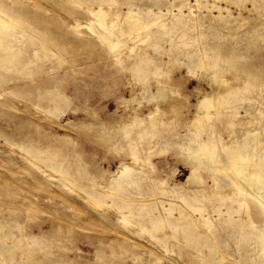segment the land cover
Segmentation results:
<instances>
[{
    "label": "rangeland",
    "instance_id": "rangeland-1",
    "mask_svg": "<svg viewBox=\"0 0 264 264\" xmlns=\"http://www.w3.org/2000/svg\"><path fill=\"white\" fill-rule=\"evenodd\" d=\"M44 1L0 0V7H10L8 13L25 4L34 6L38 17L45 22L43 25L33 23L32 27L39 38L50 40L49 47L53 50L46 55L48 58L42 54L41 62L34 59L35 65L27 70L31 74L16 76L15 82L21 87L0 95V127L13 135L16 144L7 145L0 138V264H262L264 246L259 237L264 231V213L260 206L246 192L232 187L223 189V183L215 185L217 175L205 167L199 171L204 183L192 185L189 158L194 148L189 143L183 148L181 141L210 140L221 147L253 130L255 135L251 139L264 143V78H248L227 61L238 57L240 63L261 71L264 77V0H189L188 7L182 8L189 20L187 28L173 30L172 41H157V53L152 49L155 42L146 39V32L158 30L155 24L138 35L127 34L130 39L125 33H118L119 39L127 43L121 42L123 50L110 51L108 44L92 33L95 18L86 10L88 7L98 9L94 0ZM180 1L107 0L102 8L108 12V19L120 21L118 14L133 5L135 9L158 15L157 25L166 22L170 27L173 18L181 14ZM213 5L223 10L207 8ZM39 28L43 31L39 32ZM72 43L74 47L78 43L85 46L67 49ZM132 47L138 52L147 50L154 61L147 66L149 73L145 78L139 79L141 73L135 68L136 57L133 54L130 57L128 50ZM200 59L211 67L204 73L211 75L215 69L219 74L224 71L226 74L223 72L222 76L230 79L236 88L229 97L236 102L221 108L223 116L204 123L203 132H198L189 118L201 96L197 88L210 92V81L202 74L186 78L188 65L197 64ZM156 68L159 81L170 88L172 104L163 106L165 112L157 117L155 127L144 123L127 138L113 124L123 117L130 121L133 114L144 118L154 109V104L143 96L132 98L140 91V85L155 90L153 71ZM45 82L50 85L46 87ZM51 85H58V89L49 95ZM58 94L67 97L60 104ZM125 100L129 101L126 106ZM229 111H237L240 116L229 123ZM100 131H104L111 142L104 141L99 136ZM36 145L39 152L34 149ZM132 147L136 148L140 162H135ZM52 154L53 161L60 163V171L52 173L60 176L61 171L66 170L68 174L63 177L64 188L51 182L45 184L44 177L35 169L50 170L48 158ZM121 162L132 169L134 182L125 184L124 192L133 199L135 207L150 208L165 217L169 215L163 209H173L170 219L173 221L182 213L184 218L176 224H188L184 225L186 229L199 236L184 239V235H173L167 227L168 235L164 239L167 246L160 247L149 233L142 235L138 226H133L134 233H131L124 223L118 222L115 208L123 201L115 195L103 199L105 208L94 205V201L89 202L90 206L77 199L86 196V192H95L93 185L107 189L114 182ZM34 179L42 181L46 191L37 189L40 184ZM162 180L168 187H175L178 194L171 196L163 192L159 183ZM48 190L65 194L69 200H78L80 208L54 198ZM30 199L35 207L31 206ZM243 202L250 204L257 225L251 235L250 228L238 229L242 221H237L234 228L225 224L237 215L233 208L239 210ZM187 206L202 209L213 228L209 230L201 222H197V226L189 225L194 217L200 218V212ZM119 236L128 237L126 243ZM210 250L216 253L210 255Z\"/></svg>",
    "mask_w": 264,
    "mask_h": 264
},
{
    "label": "bare ground",
    "instance_id": "bare-ground-1",
    "mask_svg": "<svg viewBox=\"0 0 264 264\" xmlns=\"http://www.w3.org/2000/svg\"><path fill=\"white\" fill-rule=\"evenodd\" d=\"M94 2H96L98 4V6H99L98 9L88 7L86 10L87 13H89L91 16H93L95 18L93 25L91 24V26H92L91 29L93 31L92 33L93 34L95 33V35H97L99 40L101 39V41L106 42V44H108L107 46L110 49V51L112 50V51L117 52V50H123V48H122L123 44H121V42L123 43L124 41H121L119 39V37L117 35L118 33L119 34L125 33V36H127V34H129L131 36H132V34L138 35L142 31L147 30L151 25L155 24L156 26H158V30L146 32V37H147L146 39H150V40L152 39L155 42L152 45V47H153L152 49H154V51L157 53L159 51L157 41L167 40V39L172 41V37H170V33L174 32L178 28H181V29L187 28V24H189V20L187 18V15L182 13V8H184L186 6L188 7L189 0H181L180 1L179 10L181 11V14L178 16H175L173 18V20H172L173 22H171L172 26H170V27L165 24L166 22L164 24L162 23V25H159V24L157 25V23H159L158 22L159 21L158 15H156V14L152 15L151 11L144 12L142 9H139V8L135 9V7L133 5H129L126 12L118 14L121 17L120 21H116L113 19L110 20V19H108V14H107L108 12H106L102 8V3L107 2V0H94ZM74 4H72V5H74ZM83 4H85V3L83 2ZM196 4H199V3L196 2ZM210 5H212V4H210ZM216 6H217V4H216ZM216 6L215 5H213L211 7L207 6V8L214 9V10L216 8V9H219V11L223 10L221 7H216ZM8 8L10 9V7L7 5L0 7V12H1L0 13V89L3 90V92L0 93V95H3L4 93H12L13 89L21 87L18 83L15 82V78L19 74L23 75L26 73H30L31 71L29 72L27 70H29L28 67L30 65L34 64V59H36V60L38 59V61L41 62L40 59L42 58L43 55L46 56L49 53L50 54L53 53V50L49 47V41L50 40L39 38L38 34L36 33L37 31H35V29L32 27L33 23H39L40 25H43L45 22L43 19L38 17V14H36L37 10L35 9V7L25 4L24 7L18 8L17 10L13 11L12 13L7 12L9 10ZM224 9H226V8H224ZM229 11H230V9H229ZM225 12H226V10H225ZM116 18L118 19L119 17H116ZM25 25H26V27H25ZM43 28H45V27H43ZM43 28H41V29L39 28V32H42ZM129 37H128V39H130ZM63 38L68 39V37H66V36H63ZM71 42H73V41H71ZM73 43L68 45L67 49H73L76 47L85 46V44L78 43L74 47L75 43L74 44ZM103 44H105V43H103ZM106 44H105V46H106ZM120 45L122 47H120ZM135 48H136V46H135ZM135 48H133V47L128 48L129 52L131 53L130 57H132L131 56L132 54L134 55V57H136V59L134 60V63H135L136 71H139L141 73V76L139 77V79L145 78V76L147 75L146 73H149L147 66L149 64H153L154 61L149 57L150 55H149V52L147 50L145 52H138L135 50ZM55 55H54V57H55ZM189 57H191L190 54H189ZM59 60H60V57H59ZM239 60H240V58L236 57V58L228 59L227 61L231 64L232 68H234L237 71L244 73L246 76H248V78H249V76L250 77L253 76L254 79H259V80L264 78L260 74L261 71L255 70L254 68H250L249 66H246L245 64L240 63L241 61H239ZM116 61H118V60H116ZM155 63H157V61ZM192 64H194V63L191 62V64L188 65L189 67H187V74H186L187 77L186 78L196 76L197 74H202L203 76H207L209 78V81H210L209 86L211 87L210 92H206L205 89L200 88V87L197 88V92L201 96L197 100V103L195 105H193V108H194L193 112L194 113L192 112L193 114H191L192 116H191V118H189L190 119L189 121L191 122V124H193L194 126L197 127L198 132H203L204 131V123L208 124L214 118L223 116V114H222L223 112L220 111L221 108H223L226 105L228 106L229 104L236 102L235 99H232V98L229 99L230 95L235 93L234 91L236 90V88H235V85H233L231 83L232 81H230V79H228L224 75L222 76V73L224 71L219 74V71L217 69H215V70H213L214 71L213 74L208 75V74L204 73V71H206L207 67H209V66H206L205 63L202 61V59H200V61L197 62V64H194V65H192ZM209 68L211 69V67H209ZM129 69H131V68H129ZM153 72H154L153 76L156 77V79H155V90L151 89V87L140 85L141 86L140 91H138L137 92L138 94H135L132 99L136 100L138 96H143V98H146L149 102H152L154 104V109L151 110L149 112V114L144 118L143 117L141 118V117L137 116L136 114H133V117H132V115L130 116L131 117L130 121L126 120V118L123 117V119H121L118 122L115 121V123L113 124V126H115L119 131H122L123 134L127 136V138H128V136H130L134 133V129H136V127L141 126L144 123L150 125L151 127H155V125H157V117L160 116L161 114H164V112H165V110L163 109V106H168V105L172 104L169 86L165 82H160L159 78H157L159 76L157 73L158 68H156ZM224 74H226V73L224 72ZM9 84H12L13 86L9 87L8 86ZM44 84L46 87H48L50 85L49 82H45ZM51 87H52V89L48 91L49 95H52L53 91L55 89H58V85L57 86L51 85ZM29 90H31V89H29ZM28 92H31V91H28ZM57 96H58L57 99H59L58 104H60L62 101H65V99L67 98L66 96H62L59 94ZM128 102H129L128 100H125V101H123V104L126 106L128 104ZM239 116L240 115L238 114L237 111H232V112L229 111V113L227 114V118H229V123H230L232 118L239 117ZM246 116L251 117V115L249 113H246ZM135 134L137 136L138 133H135ZM254 135H255V133L253 130H248L246 136H244L242 138L241 137L237 138L231 143H223L222 145L220 144L221 147H219L215 143H211L210 140H197V141H195V139H193V138L183 139L181 141L182 144L184 145L183 148L188 143L194 148V151L192 153H190V158H189V169H190V178L192 179V185L204 183L203 178L201 177L199 171L202 167H205L217 175L218 178L215 179V181H214L215 185L219 186V185H221V183H223L224 184L222 187L223 189H226V187H229V188L232 187V188H235L236 190H239L241 193L245 194V192H246L248 197L254 199V201L257 202V204L260 206L262 212L264 213V143L261 141L260 142L254 141L253 139H251V137ZM99 136L104 138L103 139L104 141L109 140V138L106 137L107 135L104 131H100ZM0 138H2L3 141L5 142V144H7V145L8 144L9 145L15 144L14 139H13V135L5 132L3 130V127H0ZM138 140H139V138H138ZM108 142H111V140H109ZM128 145H129V143H128ZM21 147H23V146H21ZM36 147H37V145H36ZM34 149L39 152L38 147L34 148ZM11 150H12V148H11ZM34 153L36 154L37 152H34ZM131 154L134 157L135 162H140L139 158L137 157V152H136L135 147L131 148ZM26 155H28V154H26ZM28 156L30 157V155H28ZM53 157H54V155L52 154L51 158H48L51 161L49 164L50 170L45 169L43 167H35V169H38L39 172L38 171L37 172L44 177V180L46 181L45 184L48 182H51L53 185L63 187V186H65V184L62 182V181H65V180H63V177L64 178L67 177L68 174H67L66 170H64V171L62 170L60 176H59V174L57 176V175H54L52 173L53 171L59 170V164H60L59 162L53 161ZM39 165H41V164H39ZM28 172H29V170H28ZM54 173L57 174V172H54ZM115 173L116 174H115L114 182H112L111 185L107 189L102 188V187H98L97 185H93L92 188L95 189V192H86V196L78 197L79 196L78 195L77 199H81V201H83V203H85L87 205L89 204L90 201H94V202H92V203H94V205L96 204V206H102V201L105 197H111L112 195L113 196L115 195L118 198V200L120 199L121 201H123V204L116 205V208H115L116 209V216L119 219L118 222L120 221V222H122V224L124 223L130 229L129 232H131V233H134L133 232V226L134 227L138 226L139 230L142 232L141 233L142 235H143V232H144L145 236H146L145 233H149V236L151 239L153 238L156 242L160 243L161 246L158 244L160 247H162V246L166 247L167 246V241L164 240L165 238H167V235H168L167 227L169 228V230L172 231L173 235H177V234L184 235L185 236L184 239L190 240V239H193V238H196L197 236H199V234L197 232L194 233L193 231L186 229V226H188V224L187 225L184 224L186 226L176 224L177 222H180L184 218L182 216L183 214L180 212H179L180 213L179 216L175 217L174 221H173V220H170L171 217H173V213H172L173 209L172 210L167 209V208L163 209L165 212L168 211L169 216L165 217L160 212L156 214L153 209H150V208L145 209L144 207H135L133 204L134 203L133 199H131V197L127 196L126 192H124L125 184H132L134 182V179L132 177L133 174H132L131 167L128 164L121 162V165L118 167V170ZM21 176H23V175L21 174ZM33 176L35 177V175H33ZM34 180H36V179H34ZM36 181L40 184V185L38 184L39 186H36L35 184H32V183H28L27 185L32 184V187H34V185H35L37 187V189H38V187L41 189H44L43 188L44 185H43L42 181L39 182V179ZM26 182L27 181L25 180L22 183L26 184ZM159 183L161 185L162 191L167 193V195L170 194L171 196H173V195L178 194L175 187L174 188L168 187L166 185L165 180H162ZM70 187H71V185H70ZM48 189H50V187H48ZM67 189H69V187ZM28 190H30V189H28ZM44 190L46 191V188ZM215 190H216V188H215ZM218 191H220V190H218ZM48 192L54 198L59 197L64 202H71L72 205H70V206H72V207L76 206L77 209L80 208L78 200H69L68 197L65 196V194H58V193L54 192L53 190H48ZM70 193H72V190H70ZM75 193L76 192H74V196H75ZM83 194L85 195L84 192H83ZM225 196L229 197V194H225ZM30 198H32V197H30ZM32 199H34V198H32ZM182 199H184V197H182ZM30 202H31V206H34L32 204L33 201H31V199H30ZM141 202H139V203H141ZM173 202H176V201H173ZM176 203H178V202H176ZM181 204H182V202H181ZM181 204L178 203V205H181ZM184 204L187 205L186 203H184ZM28 205L30 206V204H28ZM169 205H171V204H169ZM178 205H176V206H178ZM240 205H242V206L240 208H238L239 210H237V211L233 208L234 214L236 213L237 215L233 216L232 219L230 221H227L225 224H227L228 227L234 228L236 226L235 223H237V221H242L243 224H241V227L238 229L239 230L240 229L245 230L246 228H250L253 231V232L252 231L250 232V235L254 234L256 229H257V225H256V221L252 215L250 204H248L247 202H245V203L243 202ZM108 206H109V204H108ZM109 207H111V206H109ZM160 207H162L161 204H160ZM170 207L171 206H169V208ZM187 207H190L192 210L200 212V218L194 217V219H191L192 222L189 225H196L197 226V222H201L202 225L208 226L209 230H211L213 228L211 225L212 222H211L209 216H207V214H205V212L202 209H200V208L195 209L196 207L194 208L192 206H187ZM187 207H185V208L187 209ZM103 208H105V207H103ZM177 208H179V207H177ZM190 208L188 210H190ZM112 209H113V207H112ZM112 209H110V210H112ZM83 213L90 216L91 218H94L92 216V214H90V212H88V211L83 210ZM102 213H104V212H102ZM100 215H104V214H100ZM113 216H115V215H113ZM95 220H97L96 217H95ZM87 221H89V220H87ZM142 221H145V224H141ZM107 226H109V225H107ZM218 226H220V225H218ZM100 227H101V225H100ZM104 229H106V226ZM102 233L104 234L105 232H102ZM125 235L128 236L130 234L126 233ZM30 237L34 238L35 236L31 235ZM127 238L128 237L119 236V239H122V241L124 240L123 242L127 241ZM259 238L262 240L263 246H264V231L262 232V235ZM155 241H154V243H155ZM184 241H186V240H184ZM176 242H177V240H176ZM30 244H32V243H30ZM17 245H18V243H17ZM200 245H202V244L198 243V246H200ZM212 245L214 246V244H212ZM133 246H135V245H133ZM18 247H19V245H18ZM160 249H162V248H160ZM217 249H219V248H217ZM171 250H173V249H171ZM143 251H144V249H143ZM164 251L166 252L167 250L164 249ZM210 251H211L210 255H214L216 253L215 250H210ZM159 252L161 253V251H159ZM201 252H202V250H201ZM263 256H264V247H263ZM223 259H224V257H223ZM261 262H262V264H264V257H262ZM240 263L241 262H239V264Z\"/></svg>",
    "mask_w": 264,
    "mask_h": 264
}]
</instances>
